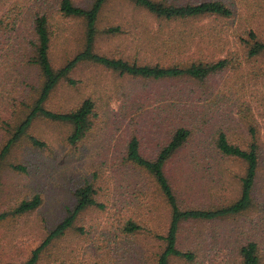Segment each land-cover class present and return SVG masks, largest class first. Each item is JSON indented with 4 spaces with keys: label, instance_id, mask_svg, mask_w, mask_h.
<instances>
[{
    "label": "rangeland",
    "instance_id": "rangeland-1",
    "mask_svg": "<svg viewBox=\"0 0 264 264\" xmlns=\"http://www.w3.org/2000/svg\"><path fill=\"white\" fill-rule=\"evenodd\" d=\"M74 1L83 6L91 2ZM54 2L47 4L52 15L50 55L59 68L83 49L85 23L57 13ZM8 4L10 0H0V17ZM32 6L15 29L0 30V151L25 118L27 105L38 97L42 85L39 69L28 63L34 13L41 10ZM236 11L231 18L168 22L131 1L111 0L99 19L101 32L95 51L139 63L169 64L172 58L195 53L223 57L234 49L236 33L246 37L253 28L264 40V0L238 1ZM117 25L122 32H104ZM162 37L180 39L184 45L166 48L159 43ZM241 60L239 57L237 63ZM71 76L76 85L62 82L46 107L67 112L90 97L96 103L92 129L73 145L68 140L70 124L37 118L11 147L1 164L0 213L9 212V216L0 221V264L27 260L74 207L75 190L87 180L98 185L99 200L106 207L91 206L83 211L71 229L43 250L41 264H153L162 249L154 234L165 232L170 211L161 203L154 180L125 160L126 145L130 134H136L147 157L157 154L168 132L167 120L162 122L167 111L165 115L159 109L178 89L200 99L195 104L191 101V110L197 111L206 124L168 166L171 178L182 183L188 202L227 204L241 194L245 163L221 160L213 152V139L220 128L228 132L233 143L245 147L250 142L249 127L255 126L262 152L250 209L211 222L186 224L180 246L195 247L199 256L194 262L174 258L171 264H209L210 258L237 264V246L249 239L259 243L264 257V57L223 71L204 83L144 81L92 62L80 63ZM31 136L44 141L45 147L33 145ZM15 165L25 170L15 169ZM36 194L42 198L36 210L13 215L23 200ZM147 197L157 203L151 211L145 206ZM132 215L138 220L152 215L147 225L150 231L126 233L124 222Z\"/></svg>",
    "mask_w": 264,
    "mask_h": 264
},
{
    "label": "trees",
    "instance_id": "trees-1",
    "mask_svg": "<svg viewBox=\"0 0 264 264\" xmlns=\"http://www.w3.org/2000/svg\"><path fill=\"white\" fill-rule=\"evenodd\" d=\"M50 0H10V4L3 10L0 17V30L3 28L17 27L18 21L30 9V5L36 10L34 13L32 33L29 37V49L32 51L28 63L37 67L42 76V85L39 95L31 104L27 105L29 111L25 118L15 127L12 137L0 151V178L1 164L9 153L11 147L25 136L32 123L37 118H45L52 121L68 123L72 126V133L68 140L73 145H78L92 129V119L95 117L96 103L92 98L85 99L76 109L61 112L46 107L53 91L62 83L76 85L71 75L73 70L83 62H92L101 65L108 70L122 76H130L144 81L164 82H196L204 83L212 76L223 71L235 69L251 61L264 57V40L259 38L258 33L249 29L246 37L242 34L234 36V49L227 52L223 57L210 58L200 53L190 56H179L172 58L168 63H139L129 61L122 57H109L95 51V43L101 30L98 23L102 11L111 0H91L88 6L75 3L74 0H55L54 7L57 13L68 18L82 19L85 23V43L82 50L68 59L64 65L56 68L51 59L52 28L51 11L48 8ZM137 6L147 10L150 14L165 21H187L190 19L218 16L231 18L236 14L237 2L242 0H128ZM109 34L122 32V27L110 26L104 30ZM164 47L178 49L184 43L177 39L162 37L159 42ZM172 48V49H173ZM239 57L242 60L237 63ZM200 102L188 96V91L178 89L174 94L168 95V101L160 107V111L167 116L162 122H166L168 132L157 154L147 157L141 150V141L136 134H130L126 145L125 160L139 170L149 175L156 183L158 194L161 196V203L170 211V221L163 233L154 234L161 241L162 249L156 254L153 264H171L172 259L179 258L184 261L194 262L199 256L195 247L182 248L180 246V234L183 227L189 223L211 222L241 214L250 209L254 200V188L257 182L260 161L261 145L258 131L255 126H250V142L247 146L233 143L228 132L220 128L213 139V152L221 160L225 158L241 160L246 165V172L241 177V194L238 199L227 204H211L204 206L188 202L183 196L184 187L178 180H173L168 173V166L189 142L196 132H201L206 124L204 118L199 117L197 111L192 112V102ZM202 101V100H201ZM166 115V114H165ZM160 122V123H162ZM36 147H45L46 143L34 136L30 137ZM15 169L25 170L23 166H14ZM98 175V174H95ZM98 176H96L97 179ZM144 193L140 196L145 198ZM99 188L96 183L87 180L84 185L75 190L76 203L68 210L64 219L56 225L46 236L44 241L32 251L31 256L22 262H6L3 264H41V254L53 241L64 235L74 226L78 216L91 206L105 208L106 203L99 200ZM42 204L39 194L31 199L23 200L13 211V215L25 214L36 210ZM128 204V203H127ZM157 203L154 199L147 197L146 208L151 211ZM9 212L0 213V221L7 218ZM153 216L149 215L146 220L136 216L128 217L124 222L126 233L138 234L145 230L150 231L147 226ZM239 263L237 264H264V257L260 251L259 243L249 239L237 246ZM217 258H210L209 264H229L215 261ZM56 264H67L61 261ZM93 264H101L95 262Z\"/></svg>",
    "mask_w": 264,
    "mask_h": 264
}]
</instances>
